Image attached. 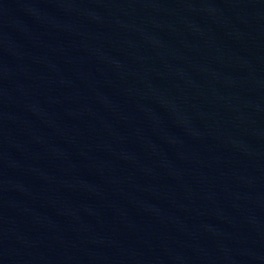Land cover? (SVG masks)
<instances>
[{"label": "water", "instance_id": "water-1", "mask_svg": "<svg viewBox=\"0 0 264 264\" xmlns=\"http://www.w3.org/2000/svg\"><path fill=\"white\" fill-rule=\"evenodd\" d=\"M0 264H264V0H0Z\"/></svg>", "mask_w": 264, "mask_h": 264}]
</instances>
